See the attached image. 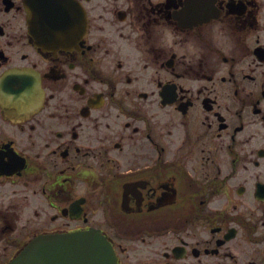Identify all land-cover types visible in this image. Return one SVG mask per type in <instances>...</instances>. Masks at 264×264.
Returning a JSON list of instances; mask_svg holds the SVG:
<instances>
[{"label": "flooded vegetation", "instance_id": "obj_1", "mask_svg": "<svg viewBox=\"0 0 264 264\" xmlns=\"http://www.w3.org/2000/svg\"><path fill=\"white\" fill-rule=\"evenodd\" d=\"M26 2L0 0V264L88 231L117 264H264V0H34L33 31Z\"/></svg>", "mask_w": 264, "mask_h": 264}, {"label": "water", "instance_id": "obj_2", "mask_svg": "<svg viewBox=\"0 0 264 264\" xmlns=\"http://www.w3.org/2000/svg\"><path fill=\"white\" fill-rule=\"evenodd\" d=\"M34 0H27L26 9L31 30L34 25L43 23L38 14L47 12L45 5L39 7ZM81 20V21H80ZM78 22L84 25L83 13L78 15ZM63 243L66 254L63 257ZM59 250H62L60 252ZM10 264H117L111 243L101 234L88 231L64 235L40 234Z\"/></svg>", "mask_w": 264, "mask_h": 264}]
</instances>
